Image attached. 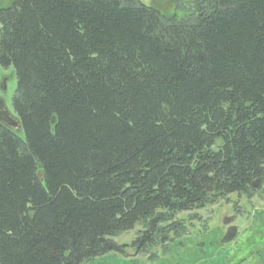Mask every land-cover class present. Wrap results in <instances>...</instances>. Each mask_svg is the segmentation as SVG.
<instances>
[{
	"label": "trees",
	"instance_id": "trees-1",
	"mask_svg": "<svg viewBox=\"0 0 264 264\" xmlns=\"http://www.w3.org/2000/svg\"><path fill=\"white\" fill-rule=\"evenodd\" d=\"M173 2L0 7V264H90L137 226L165 247L264 179V0Z\"/></svg>",
	"mask_w": 264,
	"mask_h": 264
},
{
	"label": "rangeland",
	"instance_id": "rangeland-1",
	"mask_svg": "<svg viewBox=\"0 0 264 264\" xmlns=\"http://www.w3.org/2000/svg\"><path fill=\"white\" fill-rule=\"evenodd\" d=\"M145 6L153 7L161 14L180 15L174 8V0H140ZM10 0H3L1 8ZM16 79L12 68L0 67V115L14 121L12 99L15 94ZM16 129V127L14 128ZM239 201V202H238ZM230 203L239 207V214L220 200L205 210L183 213L176 220H183L184 230L178 237L169 236L165 247L158 246L142 252L131 243L142 227L114 239L116 244L125 246L122 253L111 252L94 259L90 264H264V184L251 200L246 196L232 195ZM194 216L189 220L188 217ZM236 229L235 238L223 243L227 218Z\"/></svg>",
	"mask_w": 264,
	"mask_h": 264
},
{
	"label": "flooded vegetation",
	"instance_id": "flooded-vegetation-1",
	"mask_svg": "<svg viewBox=\"0 0 264 264\" xmlns=\"http://www.w3.org/2000/svg\"><path fill=\"white\" fill-rule=\"evenodd\" d=\"M0 116H1V115H0ZM263 184H264V179H262V183H261V185H260L259 188H257V189H253V192H252L251 195H246V194H232V195H236V196H238V197H241V196L243 195V196H246L249 200H251V199L253 198V196L255 195L256 191L261 190ZM232 195H229V196H227L226 198L223 199V202L225 203L224 205H226L227 207H231V210H232L234 213L239 214L240 211H239V207H238V205H237L238 203H237L235 206H233V205L230 203V198H231ZM238 202H239V201H238ZM213 205H216V204H213ZM205 209H206V208H203V209H201V210H205ZM233 218H235V217L227 218V219L224 221V224L226 225V226H225V232H226V233H227L228 230H230L231 228H234L233 225L229 224V222L232 221ZM236 234H237V233H236ZM235 236H236V235H235ZM234 238H235V237H234Z\"/></svg>",
	"mask_w": 264,
	"mask_h": 264
},
{
	"label": "water",
	"instance_id": "water-1",
	"mask_svg": "<svg viewBox=\"0 0 264 264\" xmlns=\"http://www.w3.org/2000/svg\"><path fill=\"white\" fill-rule=\"evenodd\" d=\"M159 1H164V0H159ZM0 120L5 122V123H7L10 126H13V127L16 126V124L4 114H1ZM261 183H262V179L255 180L254 182L251 183L250 187L252 189H257V188L260 187ZM235 235H236V229L235 228H231L226 233L225 238L223 240V243L231 242L234 239Z\"/></svg>",
	"mask_w": 264,
	"mask_h": 264
}]
</instances>
